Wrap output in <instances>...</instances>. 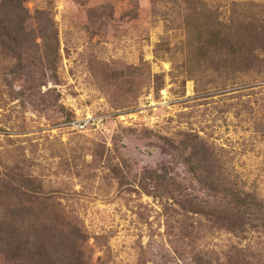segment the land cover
<instances>
[{"label":"rangeland","instance_id":"374dc122","mask_svg":"<svg viewBox=\"0 0 264 264\" xmlns=\"http://www.w3.org/2000/svg\"><path fill=\"white\" fill-rule=\"evenodd\" d=\"M0 264H264V0H0Z\"/></svg>","mask_w":264,"mask_h":264},{"label":"trees","instance_id":"16d2710c","mask_svg":"<svg viewBox=\"0 0 264 264\" xmlns=\"http://www.w3.org/2000/svg\"><path fill=\"white\" fill-rule=\"evenodd\" d=\"M217 24H218V28H216V27H214V28H211V29H213V30H210V33L212 34V35H217L219 32H220V30L222 29V28H230L229 27V25H227V24H225V23H222V22H217ZM250 34H247V33H240V37L238 38V40L237 41H240L241 42V46L243 47V46H247V45H249V52L250 53H252L253 51L255 52L256 51V48H250V44L252 43H250V42H248L247 41V37L249 36ZM254 46V45H253ZM256 56H244L243 58H242V60H241V62L243 63V64H245V62L246 63H251V62H255L256 61V58H255ZM245 62H244V61ZM14 239V236L12 237V240ZM9 243H11L12 241L11 240H7Z\"/></svg>","mask_w":264,"mask_h":264}]
</instances>
